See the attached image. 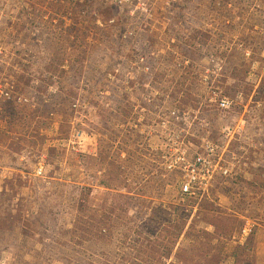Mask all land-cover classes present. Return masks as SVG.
Listing matches in <instances>:
<instances>
[{"label": "rangeland", "instance_id": "374dc122", "mask_svg": "<svg viewBox=\"0 0 264 264\" xmlns=\"http://www.w3.org/2000/svg\"><path fill=\"white\" fill-rule=\"evenodd\" d=\"M119 9L0 0V264H264V0ZM171 109L233 177L181 195Z\"/></svg>", "mask_w": 264, "mask_h": 264}, {"label": "built area", "instance_id": "2783aa9c", "mask_svg": "<svg viewBox=\"0 0 264 264\" xmlns=\"http://www.w3.org/2000/svg\"><path fill=\"white\" fill-rule=\"evenodd\" d=\"M170 1L172 0H107L109 4L119 6L121 13L124 11V6H128L129 18H134L137 14H149L158 4L168 5ZM19 7L18 1L14 11H17ZM44 15L54 16L55 13L44 12ZM3 54H5V48L0 42V55ZM219 106L220 109H228L229 103L226 99H221ZM167 116V121L159 122L163 130L162 143L157 146L159 163L162 168L169 169V172H175L179 176L181 195L197 196L207 192L219 178L226 179L234 176L235 165L224 157L226 152L224 146L216 144L204 130L200 136L193 133V137H196L198 141L192 142L193 138L192 136L189 138L190 135L185 129L186 123L180 111L171 109ZM204 126L207 128L209 124L205 122ZM241 130H243L242 127ZM42 171L43 169L40 168L39 172ZM246 232L247 229H243V233Z\"/></svg>", "mask_w": 264, "mask_h": 264}, {"label": "trees", "instance_id": "16d2710c", "mask_svg": "<svg viewBox=\"0 0 264 264\" xmlns=\"http://www.w3.org/2000/svg\"><path fill=\"white\" fill-rule=\"evenodd\" d=\"M124 29L126 30V28L124 27ZM134 32V31H133ZM133 32H132V35H129V36H126L125 38H124V30H122V32L120 33L119 32V34L121 35V37H123L124 38V40L126 41V42H130L131 41V39H132V37L131 36H133V38H135V36L133 35Z\"/></svg>", "mask_w": 264, "mask_h": 264}]
</instances>
